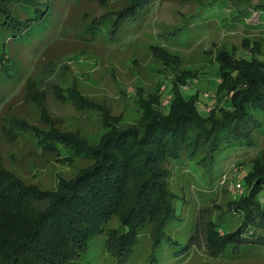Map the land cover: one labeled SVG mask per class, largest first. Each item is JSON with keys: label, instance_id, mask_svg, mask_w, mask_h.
Returning a JSON list of instances; mask_svg holds the SVG:
<instances>
[{"label": "rangeland", "instance_id": "374dc122", "mask_svg": "<svg viewBox=\"0 0 264 264\" xmlns=\"http://www.w3.org/2000/svg\"><path fill=\"white\" fill-rule=\"evenodd\" d=\"M45 1L48 5L39 6L42 11L38 17L45 18L47 12L49 17L26 29L23 36L10 31L5 18H0V165L43 188L56 187L59 176L70 177L91 158H62L65 146H42L22 127V120L49 128L47 107L56 127L97 144L116 128L137 126L146 111L144 100L152 105L156 101L152 94L159 87L163 89L161 105L169 101L178 67H170L164 54L152 45L181 54L183 67L196 74L204 72L199 79L183 74L190 82L180 85L186 94L200 91L197 106L202 111L213 107L217 52L225 48L232 58L239 57L237 61L249 53L264 57V12L258 7L264 0H152L136 16L126 19L120 10L127 6V0ZM11 7L23 18L35 17V8L28 2ZM57 84L64 89L76 86L93 104L81 107L71 100H60ZM222 115L218 111L216 117ZM251 130L252 143L217 153L212 166L207 146L195 158L189 149L177 158L167 157L164 167L171 170L170 189L177 196V216L165 227L168 237L158 247L153 245L154 225L146 222L130 258L120 262L109 250L108 241L109 229L121 224L115 215L79 252L78 263L264 264L260 215L248 230L250 237L236 247L211 252L203 228L196 243L189 245L198 218L201 224L216 220L225 231H234L242 224L244 206L237 199L247 189L242 178L253 169L255 160L264 156V133ZM255 171L249 173L250 185L260 173ZM137 186L130 179L123 192H132Z\"/></svg>", "mask_w": 264, "mask_h": 264}, {"label": "trees", "instance_id": "16d2710c", "mask_svg": "<svg viewBox=\"0 0 264 264\" xmlns=\"http://www.w3.org/2000/svg\"><path fill=\"white\" fill-rule=\"evenodd\" d=\"M127 1V6L120 10L124 19L136 16L152 0ZM19 2L31 4L35 17L16 15L11 6ZM46 2L0 0V18H5L10 31L23 36L26 29L44 23L49 17V12L45 18L38 17L42 11L39 6L48 5ZM258 7L264 12V3ZM152 47L164 54L170 67L178 70L169 101L161 105L163 89L159 87L152 94L156 99L152 105L144 100L146 111L137 126L116 128L99 143L91 144L74 132L56 127L47 107L44 110L49 128L21 121L22 127L33 133L42 146L56 148L58 143L65 146L67 152L62 158L78 155L91 158V162L70 177L59 176L53 188L27 182L0 165V264H81L77 261L79 252L115 215L120 217L121 224L109 229L108 241L109 250L114 251L120 262L130 258L139 230L146 222L154 225L153 245L158 247L168 237L165 227L177 216L174 204L177 196L170 189L171 170L164 167L167 157L177 158L189 149L195 158L207 146L212 166L217 153L252 143V128L264 133V57L249 53L237 61L239 57L232 58L225 48L217 52L213 62L217 80L213 107L202 111L197 106L200 91L186 94L180 85L190 82L183 74L194 79L204 72L196 74L183 67L179 53L159 45ZM233 51H237L234 46ZM56 90L62 101L71 100L81 107L93 104L76 86L64 89L57 84ZM218 111L223 113L220 119L216 117ZM255 170L260 173L250 185L249 173ZM130 179L138 186L132 192H123ZM241 183L247 189L237 198L243 201L245 215L239 228L225 231L216 220H204L201 224L198 218L189 245L196 243L203 228L207 248L220 253L250 237L248 230L256 225L257 215L264 223V156L255 160L253 169L249 168ZM40 201L45 203L38 204Z\"/></svg>", "mask_w": 264, "mask_h": 264}]
</instances>
